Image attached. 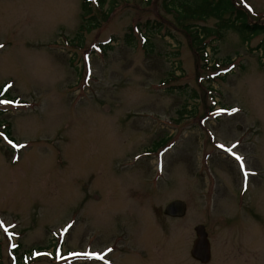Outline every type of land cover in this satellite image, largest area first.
I'll return each instance as SVG.
<instances>
[{
	"label": "rangeland",
	"instance_id": "rangeland-1",
	"mask_svg": "<svg viewBox=\"0 0 264 264\" xmlns=\"http://www.w3.org/2000/svg\"><path fill=\"white\" fill-rule=\"evenodd\" d=\"M83 1L0 0V264H264V31Z\"/></svg>",
	"mask_w": 264,
	"mask_h": 264
},
{
	"label": "trees",
	"instance_id": "trees-1",
	"mask_svg": "<svg viewBox=\"0 0 264 264\" xmlns=\"http://www.w3.org/2000/svg\"><path fill=\"white\" fill-rule=\"evenodd\" d=\"M89 1L90 0H84L83 1V4H82V17L89 14L90 12V7H89ZM148 1V0H146ZM96 2V6H97V9L98 11L102 12V17L104 19H106V14L109 13L108 10L106 11H101L103 9V5H105L106 3L108 4H114L115 1L114 0H95ZM164 4H165V8H168L171 6L173 7L172 9L178 13V16L179 17H184L185 15V12L187 13V15H191V17H193V15L195 13H200L201 15H208V14H212V15H218V16H221L225 13L226 10H229L230 11V14L231 13H236V19L240 20L241 21V25H242V28L243 30H246V28H248V31L249 33L251 34H257V33H260L262 31H264V24L263 25H260V26H256V25H253V24H247L245 23V13L240 11L239 9L235 8L233 6V3H228L227 6L224 4V5H218L216 3L212 4V0H164ZM212 2V3H211ZM194 5V6H193ZM87 6V7H85ZM201 18V16H199ZM231 17V16H230ZM94 21H93V20ZM205 20V18H202ZM85 24H81L80 27H84V29H88L86 27L88 26H96L98 25V23L95 21L94 18H91V17H87L85 18ZM230 21V20H229ZM228 20L227 21H224L222 20L221 23L217 24L218 27H216V29H205L204 27L201 28L203 34L205 33V35L207 34H211V31H213L215 34H218L220 35L221 34V30L225 27V26H234L233 22H229ZM85 25V26H84ZM193 25H190L189 27H192ZM92 27V26H91ZM198 31H195V33L193 34V38L192 40L193 41H196L198 42V44L200 43V39L197 35H199L197 33ZM79 37V36H77ZM196 44V45H198ZM205 47V44H202L200 46H198V50L200 51L201 48H204ZM7 132V131H6ZM7 134L9 135L10 132L8 131Z\"/></svg>",
	"mask_w": 264,
	"mask_h": 264
},
{
	"label": "water",
	"instance_id": "water-1",
	"mask_svg": "<svg viewBox=\"0 0 264 264\" xmlns=\"http://www.w3.org/2000/svg\"><path fill=\"white\" fill-rule=\"evenodd\" d=\"M186 206L181 200H172L168 202L163 210L165 215L170 217H181L184 215ZM196 238L193 241L190 254L196 260L206 263L210 259V247L207 239V233L202 224H198L194 228Z\"/></svg>",
	"mask_w": 264,
	"mask_h": 264
},
{
	"label": "snow or ice",
	"instance_id": "snow-or-ice-1",
	"mask_svg": "<svg viewBox=\"0 0 264 264\" xmlns=\"http://www.w3.org/2000/svg\"><path fill=\"white\" fill-rule=\"evenodd\" d=\"M5 103H9L8 101H4ZM221 147H223V146H221ZM229 151H231L230 149H229ZM233 155H236L235 153H233ZM237 159H241L239 156H237L236 157ZM93 255H97V254H95V253H93Z\"/></svg>",
	"mask_w": 264,
	"mask_h": 264
}]
</instances>
